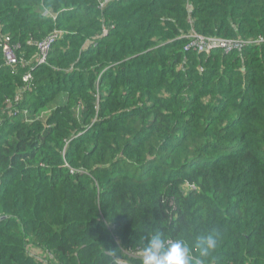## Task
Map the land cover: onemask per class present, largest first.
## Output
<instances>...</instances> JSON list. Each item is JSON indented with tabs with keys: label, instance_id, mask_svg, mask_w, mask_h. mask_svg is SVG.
Masks as SVG:
<instances>
[{
	"label": "trees",
	"instance_id": "trees-1",
	"mask_svg": "<svg viewBox=\"0 0 264 264\" xmlns=\"http://www.w3.org/2000/svg\"><path fill=\"white\" fill-rule=\"evenodd\" d=\"M103 1L0 0V264H264V0Z\"/></svg>",
	"mask_w": 264,
	"mask_h": 264
},
{
	"label": "clouds",
	"instance_id": "clouds-1",
	"mask_svg": "<svg viewBox=\"0 0 264 264\" xmlns=\"http://www.w3.org/2000/svg\"><path fill=\"white\" fill-rule=\"evenodd\" d=\"M217 244L218 236L213 233L197 235L190 244L183 238L173 239L155 230L146 237L141 264H192L193 246L200 250L201 255H207L216 249Z\"/></svg>",
	"mask_w": 264,
	"mask_h": 264
},
{
	"label": "built area",
	"instance_id": "built-area-1",
	"mask_svg": "<svg viewBox=\"0 0 264 264\" xmlns=\"http://www.w3.org/2000/svg\"><path fill=\"white\" fill-rule=\"evenodd\" d=\"M118 1L120 0H104L102 3L99 4V7H103L107 3H113V2H118ZM56 37H57L56 33H53L46 40L37 44V48L39 50V59L37 61L38 64H43L46 62L47 54L51 50V47ZM187 38L190 39V42L185 48V50L192 48L194 50L202 52V51H208L213 48H220L224 52H230L233 50H239V48L241 47L237 43V41L232 42V41L219 40V39H204L195 34H190ZM2 49H3V52L5 53L6 60L9 65L14 66L18 64L16 58L12 55V53L10 52L6 44H3ZM30 78H31L30 74L27 73L23 77V81L28 82Z\"/></svg>",
	"mask_w": 264,
	"mask_h": 264
}]
</instances>
